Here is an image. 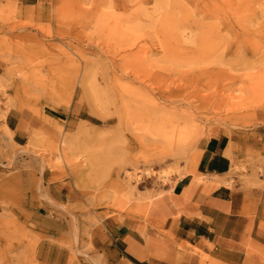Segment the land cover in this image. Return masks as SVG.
<instances>
[{
    "label": "rangeland",
    "instance_id": "rangeland-1",
    "mask_svg": "<svg viewBox=\"0 0 264 264\" xmlns=\"http://www.w3.org/2000/svg\"><path fill=\"white\" fill-rule=\"evenodd\" d=\"M42 7V21L23 22L17 0H0V264H46L58 252L62 264H109L100 251L108 219H144L145 199L180 178L165 171L200 168L213 128L264 127V0ZM115 23L120 36L108 27ZM123 88L194 114L199 130L184 151L152 161L150 175L114 193L112 179L99 180L106 160L122 182L137 173L119 167L137 127L123 118L122 105L134 103ZM246 159L264 176V135Z\"/></svg>",
    "mask_w": 264,
    "mask_h": 264
},
{
    "label": "crops",
    "instance_id": "crops-1",
    "mask_svg": "<svg viewBox=\"0 0 264 264\" xmlns=\"http://www.w3.org/2000/svg\"><path fill=\"white\" fill-rule=\"evenodd\" d=\"M18 18L42 21L48 0H17ZM39 11V13H37ZM212 130L198 176L187 174L151 200L140 219L104 223L109 264H253L264 259V176L246 152L261 129ZM243 166L247 172H240ZM43 255V254H42ZM41 255V259L43 256ZM46 264H62L48 254ZM58 261V262H54Z\"/></svg>",
    "mask_w": 264,
    "mask_h": 264
},
{
    "label": "bare ground",
    "instance_id": "bare-ground-1",
    "mask_svg": "<svg viewBox=\"0 0 264 264\" xmlns=\"http://www.w3.org/2000/svg\"><path fill=\"white\" fill-rule=\"evenodd\" d=\"M114 36L122 35L119 23H115L113 26H108ZM122 94L124 96L129 95L130 99L134 102L122 105V115L125 120H136L137 127L134 129V135L129 139L132 144L129 151L119 152L122 156L119 167L122 169L130 166L135 172L131 174L130 171H126L125 179L127 182L120 180V170L112 171L110 160H106L101 168V179L103 181L106 178L112 179L110 183V189L114 190V193L124 191L129 187V183L138 173L150 175L152 173L151 162L155 160L162 161V157L169 152L181 153L187 147H189L196 139L199 130V120L194 114H190L186 111L175 110L170 111L164 105H161L154 100L141 101L144 99L131 92L129 88H123ZM143 102V103H142ZM126 122V123H127ZM6 129L9 128L6 126ZM61 155L69 156L71 151V144L64 142L62 145ZM123 166H122V165ZM121 165V166H120ZM141 166L144 169H141ZM178 174L180 178L187 174H193L198 176V170L196 165H189L187 169L181 171L176 168L165 171L164 175L168 178ZM147 205L151 201V197L145 199ZM131 264V263H129Z\"/></svg>",
    "mask_w": 264,
    "mask_h": 264
}]
</instances>
